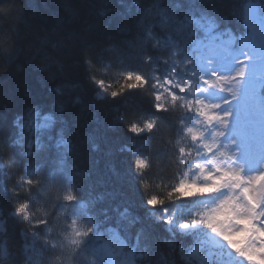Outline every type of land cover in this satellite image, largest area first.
<instances>
[{
    "label": "snow or ice",
    "instance_id": "obj_1",
    "mask_svg": "<svg viewBox=\"0 0 264 264\" xmlns=\"http://www.w3.org/2000/svg\"><path fill=\"white\" fill-rule=\"evenodd\" d=\"M132 4L139 16L132 27L125 29L133 33L132 39L125 41V55L149 65L153 83H146L141 70L128 68L122 85L112 94L152 88L151 106L159 115H148L139 123L125 124V128L133 136L144 134L151 138L158 134L162 121H174L172 138L161 147L166 152L174 151L170 158L181 170L173 186H165L162 194H148L144 176L152 168V159L146 153L133 152L131 167L140 191L146 193L144 205L153 210L150 215L156 222L166 225L171 237L164 241L166 244H171L176 235L189 236L197 229H206L210 234L208 242L179 248L187 264H214L219 259L213 251L216 247L231 250L243 264H264V113L254 115L247 105L253 87L258 96L264 97V71L257 72L247 52H234L231 60L215 53L217 48L229 53L237 45L244 49L247 41L255 39L257 30L264 35V0H132ZM226 34L230 37L227 41ZM193 44L207 54L193 55ZM63 87L71 89L73 85ZM53 91L57 96L62 94L61 86ZM79 102L77 97L74 103ZM4 108H0V127L7 122L10 147L17 149L8 166L22 169L18 177L21 186L30 187L31 178L38 173L43 178L44 162L57 155L60 171H64L67 154L72 152L64 117L66 105L59 100L52 105L33 102L13 114L10 121ZM112 127L116 130L117 125ZM144 146L151 149L152 143L145 140L141 147ZM128 150L127 146L119 149ZM253 156L259 157L256 163H246ZM68 168L71 171V165ZM112 172L122 179L115 165ZM5 175L10 179L12 173ZM9 192L12 215L27 219L28 205L16 200L14 187ZM119 194V189L108 193L113 199ZM192 197L213 199L210 206L176 222L173 230V217L164 205ZM60 199L65 208L80 201L87 215L85 229L81 230L75 220L72 223L77 244L99 242L111 253L113 245L109 241L117 240L121 251L129 249L131 264H142L147 259V249L137 251L142 232L137 233L131 247L120 233V220L133 215L132 208L120 209V219L116 221L108 215L107 208L89 213L88 203L77 191L72 175H68V186ZM103 199L101 196V202ZM157 208L162 214L155 213ZM139 220L136 215L133 222Z\"/></svg>",
    "mask_w": 264,
    "mask_h": 264
},
{
    "label": "trees",
    "instance_id": "obj_2",
    "mask_svg": "<svg viewBox=\"0 0 264 264\" xmlns=\"http://www.w3.org/2000/svg\"><path fill=\"white\" fill-rule=\"evenodd\" d=\"M138 16L132 0H0V108L6 106L3 110L10 121L28 104L52 105L59 100L66 105L64 117L72 147L64 171H60L59 155L49 158L44 162L45 176L38 173L31 178L30 187H22L18 182L22 169L8 166L17 149L10 147L7 122L0 127V163L4 164L0 170V264H97L102 255L100 243L75 242L78 237L72 230L73 221L81 230L88 226L81 202L69 208L61 203L68 175L88 203L89 213L107 208L116 221L120 209H133V215L120 220V233L129 243L142 232L137 250L148 252L142 264H187L179 248L204 242L208 236L206 230L197 229L189 236L176 235L166 244L164 241L171 239L169 231L150 215L153 210L144 205L146 193L140 191L132 171L133 152L151 157L152 168L144 176L148 194H162L165 186L176 183L181 171L170 158L174 151L161 147L172 138L174 121H162L158 134L151 138L133 136L125 128V124L139 123L148 115H159L151 106L152 88L112 94L122 85L128 68L141 70L146 83H153L150 66L125 55V41L133 36L125 29L132 27ZM192 48L193 55H200L199 45ZM65 84L73 87H63ZM57 86H61L59 96L53 91ZM77 97L80 102L74 103ZM145 140L152 143L151 149L141 147ZM121 146L129 150L119 151ZM113 165L120 170L121 180L113 176ZM9 171L10 179L5 175ZM10 187L17 193L16 200L28 205L27 219L12 215ZM117 189L120 194L115 199L108 195ZM198 200L192 197L164 205L173 217V230L176 222L199 211ZM154 211L162 214L159 208ZM136 215L140 220L134 223ZM218 248L224 255L230 251Z\"/></svg>",
    "mask_w": 264,
    "mask_h": 264
},
{
    "label": "rangeland",
    "instance_id": "obj_3",
    "mask_svg": "<svg viewBox=\"0 0 264 264\" xmlns=\"http://www.w3.org/2000/svg\"><path fill=\"white\" fill-rule=\"evenodd\" d=\"M260 44H264V42L262 41V34L257 31L256 35H255V39L254 40H249L246 42V46L244 49H235V50H231L230 54L233 52H239V51H243V52H247V54L249 56H251L253 58L252 55H254L256 57V61H257V65H253L257 72H261V70L258 67L259 63L263 62L264 61V48L263 46H261ZM223 54H221L222 56L224 55H227V58H231L232 59V55L230 57V54H226L223 50H222ZM202 53L203 54H207L206 52L203 51L202 49ZM215 54L213 55V58L215 59ZM257 84L260 83V82H256ZM255 89V87H254ZM247 105H248V109L249 111L251 112L252 111V108L250 107L249 103L247 102ZM258 156H253L251 158L250 161H246V163H249V164H255L256 161L258 160ZM247 170H250V169H247ZM246 170V171H247ZM212 199L213 197H204L203 200H204V203L208 206H210L211 202H212ZM1 225V223H0ZM1 227V226H0ZM206 230V229H204ZM205 235V234H204ZM208 236L205 235V241L204 242H208L209 239H210V234L207 233ZM208 237V239H207ZM207 246V245H206ZM26 249H28V247H26ZM225 249V247H223V250ZM229 250V249H228ZM213 251L215 252L216 255H218L217 257H219V259H216V262L217 264H223L226 259L228 258L227 255H231L233 257V254L231 252L227 253L224 255V252L222 253V250L218 247H216L215 249H213ZM221 251V253H220ZM231 251V250H230ZM106 252L110 255L111 253H109V251L106 250ZM124 252V251H123ZM123 252L119 249V247L117 246V254H116V257L114 258V260L112 261V264H131L127 259V257L124 256ZM126 254V253H125ZM222 254V255H221ZM236 259L239 261L238 264H243V262L241 261L240 258L236 257Z\"/></svg>",
    "mask_w": 264,
    "mask_h": 264
},
{
    "label": "bare ground",
    "instance_id": "obj_4",
    "mask_svg": "<svg viewBox=\"0 0 264 264\" xmlns=\"http://www.w3.org/2000/svg\"><path fill=\"white\" fill-rule=\"evenodd\" d=\"M99 85H101V84H99ZM0 226H1V227H0V233H1V232H3V226H2V225H0ZM26 247H28V249L30 248L29 245L25 246V248H26ZM28 249H26V250H28Z\"/></svg>",
    "mask_w": 264,
    "mask_h": 264
}]
</instances>
